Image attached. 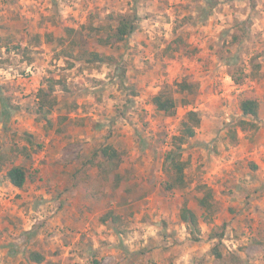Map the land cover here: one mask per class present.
Masks as SVG:
<instances>
[{
  "label": "rangeland",
  "instance_id": "rangeland-1",
  "mask_svg": "<svg viewBox=\"0 0 264 264\" xmlns=\"http://www.w3.org/2000/svg\"><path fill=\"white\" fill-rule=\"evenodd\" d=\"M121 14L135 16V29L99 48L112 55L107 63L68 68L60 48L36 38ZM177 36L188 46L163 56ZM53 74L69 89L57 87L49 115L62 133L35 112ZM183 79L196 92L175 94V114L158 111L152 97ZM251 95L260 101L256 119L240 109ZM189 110L202 119L183 145L189 184L166 191L164 157ZM242 119L257 121V132L243 131ZM25 131L42 148L10 158ZM105 144L126 151L112 171L124 176L117 187L88 164ZM0 155L9 159L0 166V264H264V0H0ZM21 163L28 180L19 189L6 171ZM201 183L213 189L212 222L202 218ZM185 199L199 230L180 219ZM108 210L122 216L123 234L100 222ZM224 223L223 239L211 238ZM34 250L43 262L30 259Z\"/></svg>",
  "mask_w": 264,
  "mask_h": 264
},
{
  "label": "trees",
  "instance_id": "trees-1",
  "mask_svg": "<svg viewBox=\"0 0 264 264\" xmlns=\"http://www.w3.org/2000/svg\"><path fill=\"white\" fill-rule=\"evenodd\" d=\"M114 21L108 24H95L94 22H86L79 27L65 26L64 34L57 37L53 31H46L44 35L38 33L36 38L41 42L42 36L45 42L49 45H55L60 48L59 54L67 63L68 68L76 66L80 63H107L113 59L112 55H108L100 51V47H113L118 43L124 41L135 29V16L130 14H121L112 19ZM188 46L186 39L182 36H177L172 39L163 49V56L173 57L174 54L183 50ZM255 75V73H254ZM62 87L64 90H69L64 76L57 78L54 74L46 78V84L41 86L37 92V108L36 114L41 120L45 121L44 128L46 130L55 129L62 133L63 127L55 126L52 118L49 115L54 111L59 104L58 97L55 94L57 87ZM197 85L191 83L187 79L176 82L173 85L166 84L158 93L152 97V104L154 107L167 115H173L178 107L179 100L175 96L180 94H193L196 92ZM183 104H187L188 100L183 99ZM260 101L256 96H247L240 103V109L245 116H252L255 119L259 115ZM67 120L66 116H60V124ZM201 116L195 110H189L186 117L182 120L179 133L172 137L171 147L167 150L164 162L163 171L166 173L167 179L164 182L163 188L166 191L183 190L188 184L187 168L190 161L183 157V145L192 137L196 135L197 128L201 124ZM243 131H251L256 133L259 129V124L254 120L242 119L237 124ZM230 141L236 142L239 139L237 129L229 131ZM26 144H15L10 149V158L23 157L24 159H32L38 149L42 148V144L38 143L34 135L28 131L24 132L22 137ZM126 151L117 148L112 144H105L99 146L93 151L92 156L88 160L90 166H97L99 174L103 176L104 180L112 181V184L117 187L121 184L124 176L115 172L121 162L124 161ZM9 159L5 155H0V166H3ZM97 160V161H96ZM7 180L15 187L23 188L28 180V168L25 164H13L6 171ZM197 190L202 193L199 197V205L203 208L202 215L204 222H212L213 216L217 211L216 202L214 198L213 189L206 183H201L197 186ZM180 219L188 226L199 230L200 216L189 206L188 200L185 199L180 206ZM101 223H112L117 231L121 234L125 229L121 227L123 219L122 216L116 214L113 210H108L99 217ZM226 224L221 226V231L210 233L211 238H217L221 241L225 234ZM217 256H221L217 248L213 249ZM30 259L32 261L41 263L45 260V256L39 251H31Z\"/></svg>",
  "mask_w": 264,
  "mask_h": 264
},
{
  "label": "crops",
  "instance_id": "crops-1",
  "mask_svg": "<svg viewBox=\"0 0 264 264\" xmlns=\"http://www.w3.org/2000/svg\"><path fill=\"white\" fill-rule=\"evenodd\" d=\"M15 187V186H14ZM16 188H18V187H16ZM19 189H21V188H19Z\"/></svg>",
  "mask_w": 264,
  "mask_h": 264
}]
</instances>
